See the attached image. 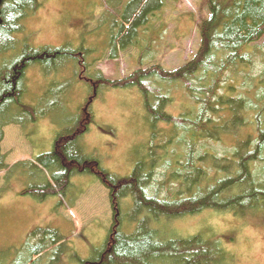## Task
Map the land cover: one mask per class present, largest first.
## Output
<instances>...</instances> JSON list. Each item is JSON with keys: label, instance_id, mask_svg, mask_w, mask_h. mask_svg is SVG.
<instances>
[{"label": "trees", "instance_id": "trees-1", "mask_svg": "<svg viewBox=\"0 0 264 264\" xmlns=\"http://www.w3.org/2000/svg\"><path fill=\"white\" fill-rule=\"evenodd\" d=\"M168 2L127 0L119 9L120 21L116 20V26L110 32L109 56L115 59L120 51L130 46L139 47L141 51L137 61L139 69L126 78L113 81L105 77L96 65L92 70L95 74L91 73V64L85 61V57H78L84 53L70 54L64 48L48 46L24 48L23 54L10 68L0 72V171L6 170L5 177L8 178L18 166H31L43 173L50 172L54 182L51 184L46 179L45 183L23 188L20 194H30L40 201L51 195L66 197L72 171L75 167L84 169L90 163L72 153L67 146L79 139L88 130L89 122L93 121L89 107L99 84L108 88L137 85L145 96L152 122L161 117L171 125L176 144L188 142V149L174 156L177 163L174 169L167 159L170 153L165 146H159L163 148L162 156L143 158L135 164L129 176L105 181L114 210L112 226L100 253L101 258L85 264H216L222 261L220 248L215 242L203 239L202 235L162 240L164 236L160 228L165 219L175 220L206 209L245 212L264 208V174L260 179L252 169L253 163H264V69L259 77L249 73L256 63L254 54L258 43L263 42L264 46V0H206L209 14L198 24L201 45L193 58L176 70H166L160 65H149L144 69L143 58L152 54L144 51L151 48L166 26L163 23L156 28L158 30L153 29L155 20ZM42 5V0H0V56L16 47L24 20L34 15ZM65 54L80 59L77 62V68L81 70L80 80L92 86L93 94L82 105L81 118L75 128L67 134H60V142L55 148L40 153L33 161H19L9 166L7 155L1 150L4 127L11 124L23 127L26 121L36 120L38 116L34 111L37 109L34 106L31 109L23 101L26 68L38 60L46 61ZM228 74L243 87L245 82H250L246 94L239 92L237 84L226 83ZM158 77L186 90L195 103L190 113L161 115V110L166 111L165 102L171 96L164 93ZM81 124H84L82 128ZM179 133L183 135L177 139ZM227 141L231 145L233 142L237 149L224 158H214L213 151L196 150L213 148L211 143L224 146ZM200 160L201 166L198 164ZM203 162L208 163V167ZM168 185L174 196L168 193V197L160 198ZM233 189L238 191L231 193ZM125 203L131 206V211L136 210L138 220L135 222L129 210L123 211ZM144 210L147 214L143 213ZM131 228L133 230L128 231ZM62 241L64 239L58 229L37 228L16 249L9 264H40L51 252L49 248ZM215 254L219 262L215 261ZM6 260L9 261L8 258Z\"/></svg>", "mask_w": 264, "mask_h": 264}, {"label": "rangeland", "instance_id": "rangeland-1", "mask_svg": "<svg viewBox=\"0 0 264 264\" xmlns=\"http://www.w3.org/2000/svg\"><path fill=\"white\" fill-rule=\"evenodd\" d=\"M42 1L41 8L24 20L16 47L0 56V72L10 68L23 54L24 48L39 49L42 46L64 48L70 54L84 53L78 57H85V61L91 64L89 72L92 73L96 65L113 81L126 78L139 69V47L122 50L115 59L109 56L110 32L116 26V20L120 21L119 9L127 0H111L112 4L107 3L108 0ZM208 14L206 0H169L155 20L153 29L158 30L156 28L163 23L166 26L151 48L144 51L152 54L143 58L142 68L160 65L166 70H176L192 59L201 45L198 24ZM262 44L258 43L254 54L256 63L249 72L256 77L261 76L264 69ZM78 57L60 55L46 61L38 60L26 68L23 101L31 109L34 106L38 116L36 120L26 121L23 127L14 124L4 127L1 150L7 155L9 166L19 161H33L40 153L55 148L60 142V134H67L75 128L81 118L82 105L93 94L92 86L80 80ZM157 79L164 87V93L171 96L161 115L190 113L195 103L186 90L160 77ZM230 82L237 84L243 94L250 85L247 81L243 87L228 74L226 83ZM95 94L89 107L93 121L79 139L67 146L72 153L90 163L84 169L75 167L72 171L66 197L51 195L40 201L30 194H20L23 188L45 183L46 179L54 184L50 172L18 166L7 178L6 170L0 171V264H9L16 249L40 227L56 228L64 239L49 248L51 252L40 264H85L100 259L114 212L106 182H112L110 178L116 180V177L129 176L135 164L143 158L162 156L163 148L159 146H165L170 153L167 159L173 169L177 167L174 156L188 149V142L176 144L169 123L161 117L152 122L145 96L137 85L108 88L99 84ZM182 135L179 133L177 139ZM227 142L224 146L211 143L213 148L196 150L213 151L214 158H224L237 149L233 142L232 145ZM198 164L201 166L202 161ZM252 169L255 176L262 179L264 163H253ZM157 177L162 179L159 174ZM169 185L162 190L160 198L169 194L174 196L169 192ZM236 191L238 189H233L231 193ZM126 210L131 212L133 222L138 220L136 210L131 211L128 203L123 204V211ZM143 213L147 214V210ZM162 225V240L199 234L203 239L215 242L222 256L219 262L215 254V261L219 262L216 264H264V208L245 212L206 209L175 220L165 219ZM61 245L63 248H59Z\"/></svg>", "mask_w": 264, "mask_h": 264}, {"label": "bare ground", "instance_id": "bare-ground-1", "mask_svg": "<svg viewBox=\"0 0 264 264\" xmlns=\"http://www.w3.org/2000/svg\"><path fill=\"white\" fill-rule=\"evenodd\" d=\"M42 61V60H41ZM14 91V90H13ZM17 97V96H16ZM85 164V163H84ZM138 167V166H137ZM245 171V170H244ZM243 175V174H242ZM116 221V220H115ZM199 236V235H198ZM154 244V243H153ZM184 249V248H183ZM158 250V249H157Z\"/></svg>", "mask_w": 264, "mask_h": 264}]
</instances>
